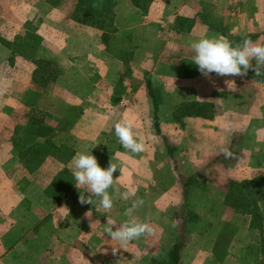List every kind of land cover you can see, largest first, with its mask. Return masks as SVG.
Returning <instances> with one entry per match:
<instances>
[{"label": "rangeland", "instance_id": "374dc122", "mask_svg": "<svg viewBox=\"0 0 264 264\" xmlns=\"http://www.w3.org/2000/svg\"><path fill=\"white\" fill-rule=\"evenodd\" d=\"M55 1L56 7L45 2L47 8L45 4H40V0H0V46L4 51L0 52V264H50L48 252L51 249L45 248L49 237L45 225H51L54 216L32 209L33 204L39 201H36L33 190L29 193V186L36 183L38 187L46 190L39 196L42 200L44 197H51L55 203H67L69 208L74 206L73 203L80 195L69 170L75 154L73 147L75 141L81 142L83 147L84 145L91 147L98 154L112 157L116 155V160L112 158L111 162L121 169L118 168L115 174L119 193L128 190L140 196V189L149 188H146L147 175L144 176L145 169L140 163L142 157L144 158L142 154H152L157 161L160 160V155L170 156L172 152L166 145L163 150L160 148L164 143L163 137L159 135V118L157 124L159 133L156 134L145 82L149 81L156 100V90L161 84L154 82L159 76L156 63H163L171 69L186 72L190 69L187 63L190 64L192 60L189 52L174 47L179 33L188 29L191 22L190 19L170 15L172 11L168 10L172 4H168L166 10L163 9L162 14L165 18L162 20L155 17L165 5H160L156 0H150L151 3L148 0H137L139 3L142 2L143 11H136V14L149 13L155 16L148 21L150 27H157V31L149 36H152L154 43L158 41L159 46H162L158 58L159 53L144 55L140 52L138 38L131 36L128 31L121 30L119 28L121 24L117 25L112 12L120 0H112L111 10L105 18L94 15L95 18L90 19L87 25L82 23L83 19L72 16L73 0ZM130 4L131 2L126 0V4L119 8L117 13H126L133 6ZM259 8L258 14L256 12L258 7L252 4L238 8V12L235 13L232 12L235 9L230 11L233 13L229 15L230 19L239 15L243 16V21L251 25L254 23V27L244 36L229 33L226 26L222 27L225 32L223 34L227 35L226 38L233 45L242 43L246 38L264 45V5ZM197 9L202 17L211 18L210 24L213 28L219 29L222 26V23L214 18L209 4H197ZM254 10L255 12H252ZM168 15L170 18L166 17ZM136 25L142 27L144 23L138 22ZM44 46L58 47V55L54 53L56 59L44 58L41 53ZM66 46H101L104 56L111 65L108 68L109 73L99 76L94 65L88 63L95 60L96 52L90 56L74 55L72 51L64 50ZM175 60H178V63ZM142 62L145 67H140L139 63ZM114 63L116 65L112 66ZM256 77L258 76L250 69L247 75L243 76V84H250ZM261 78L264 79V75H261ZM140 85L143 86L141 90L145 95L137 93ZM48 95H52L53 98ZM122 101H126V105H123ZM42 108H50V112L54 113L45 115ZM190 109L195 108L189 106L181 108V113H188ZM156 114L158 116V109ZM81 116L83 120L80 126L72 136L70 135L71 139L73 138L72 144L64 148L52 146L46 137L59 129L71 131ZM121 119L133 122L136 138L145 143L148 151L137 155L123 148L114 131L115 123ZM157 142L162 145H158ZM66 160L68 167H64ZM60 162H63V166ZM99 165L106 169L110 163ZM128 181H131L130 185H127ZM189 183L190 181L186 182L187 185ZM256 187L264 189V184ZM151 188L155 189L154 186ZM132 197L134 200V196ZM128 202L132 203L129 200L117 202V210L113 213L105 212L99 207L98 201L94 205H81L83 206L80 208L81 211L70 208L69 213H65L68 209L65 210L64 220L66 216L77 226L75 221L79 219L78 227L84 221L81 228L76 229L75 236L70 235L69 241L71 250L82 252L84 248V256L70 257V264H74V261L79 262L78 264H142L140 262L142 259L138 260L136 257L140 249L136 241L129 243L125 249L114 252L113 249L119 247V242L111 240L105 234V228L98 233L99 242L93 241L94 244L91 245L92 238L84 241L85 237L87 238L86 234L97 228L86 225L92 222L87 220L88 215L96 214L98 223L104 220L107 223V216L118 224L123 223L128 219L125 210ZM90 208L92 212L89 211ZM170 214L171 217L177 215L180 224L178 238L187 243L192 230L186 221L192 215L191 211L184 205ZM56 217L60 219L61 213ZM55 224L58 226L57 221ZM193 230L200 233L202 238L192 239L197 249L202 247L203 250L204 244L209 243L213 237L216 239L213 251L218 250L220 253L229 244L234 227L227 221L221 227L194 226ZM255 231L257 235L253 242L235 249L237 253L244 251L254 254V257L241 263L240 260L234 259V264H264V239L261 238L259 231ZM57 249H60V244L57 245ZM155 249L159 252V257L150 259L147 264H165V247ZM187 250H184L183 264L211 263L202 256L203 254L201 258L194 260L186 253ZM105 251L112 255L109 259L104 257Z\"/></svg>", "mask_w": 264, "mask_h": 264}, {"label": "crops", "instance_id": "0c3cea01", "mask_svg": "<svg viewBox=\"0 0 264 264\" xmlns=\"http://www.w3.org/2000/svg\"><path fill=\"white\" fill-rule=\"evenodd\" d=\"M148 1L151 3L150 0ZM156 1L160 2V5H165V7L162 6V11H159L157 17L151 16L149 13L136 14V11H143L142 5L139 8L132 6V9H126L127 11L124 14L122 12L117 13V10L126 4V0L125 2L120 0V2L116 3L112 13L117 25L121 24L119 27L121 30H124V32L128 31L131 36L138 38L139 42L137 44L140 52L144 55L159 53L158 58L160 57L162 46H159L158 41L154 43L152 36H149V34L153 35L157 31V27H150L148 20L151 17L163 20L165 16L162 12L169 6L168 4H172L168 10L172 11L170 15L190 19V27L181 31L178 38L174 39V47L177 50L189 52L192 56L193 52L190 44L193 41L200 38H226L227 35L223 34L225 33L222 29L223 26L227 27L229 33H238L240 36L249 33L250 29L254 27L253 22V25H251L249 22L243 21V16L240 17L239 15L230 19L229 15L232 12H238L240 7L243 8L244 6L245 8L248 4L258 7L256 9L258 14L260 12L259 7L264 5V0ZM45 2V0H40V4L46 5ZM127 2L130 3V0H127ZM200 3L211 6L214 18L222 23L219 29L211 26V18L201 16L197 9V4ZM47 4L49 5L50 3L47 2ZM261 4L263 5L261 6ZM46 7L48 8L47 5ZM232 9H235V11L230 12ZM252 12H255V10ZM166 17L170 18L169 15ZM254 17H257V15H254ZM138 22L144 23V25L138 27L136 25ZM46 23L49 22L46 21ZM164 25L166 26V23ZM66 47L64 50L68 49L74 55L90 56L96 52L95 60H90L88 63H91L92 66L94 65L99 76L109 73L108 68L111 65L104 56L101 46ZM41 49V53L47 60L56 59V56L54 58V53L56 55L59 53L58 47L54 46H44ZM1 51H3V48L0 46ZM175 61L178 63V60ZM187 64L190 69L186 72L179 69H171L163 63H156L155 65L158 68L159 76L154 79V82L161 83L156 90V104L160 123L159 135L164 138H162L164 145L159 142L157 144L162 145L160 146L162 150L165 145L168 146L172 155L165 156L162 154L160 155V160L155 161L152 154H142L144 158L142 157L140 163L145 169L144 176L147 175L146 180H148L147 187L145 184L142 185L149 188L140 189V196L138 194L133 195L134 199L141 198L144 200L143 207L135 212V217L140 221L151 224L155 228V233L141 237L136 241V245H140L136 257L138 260L142 259L140 261L142 264H147L150 259L159 257V252L155 248L161 249L164 246V258L165 261L167 260L166 256L170 246L176 240L182 241L178 238V227L180 224L177 215L171 217L170 212H176L180 206L187 205L192 215L186 223H189L192 231L188 235L190 237L189 240L186 241L187 243L184 241L180 249V264H183L184 250H187L188 247L189 249L186 253L190 257L192 256L194 260L201 258L203 254L202 256L211 262L208 264H213V262L214 264H232L234 259L236 261L240 260L241 263L243 260L246 261L253 258L254 254L244 251L237 253L235 249L248 246V243L254 241L257 232L255 231L256 229L250 227V216L246 213L235 211L225 201V196L231 189V184L264 178V79L258 76L250 84L245 85L243 84V77L240 76H217L213 73L211 78H207L199 72L198 66L192 60L190 64ZM115 65L114 63L112 66ZM139 65L140 67H145L144 62L139 63ZM141 89H143V86L140 85V90L137 93L145 95V92ZM48 96L53 98L52 95ZM188 106L195 109H190L188 113L182 114L181 108ZM42 113L46 115L54 112H50V108H42ZM82 120L83 116L76 120L71 131L59 129L55 133H50V136L46 138L56 148L68 147L72 144L73 138L71 139V136L73 132L80 126ZM73 145L74 156L77 153H91L97 158L99 164L111 163V160L113 161L112 158L116 160V155L112 157L111 155L98 154L91 147H86V145L83 147L79 141H75ZM224 148H228L232 152L231 158L226 159L224 157L222 153ZM87 149L88 151H86ZM60 164L63 166V162H60ZM64 164V167H68V160ZM115 174H117L116 171L113 173L114 179ZM184 179L186 182L190 181V183L187 185ZM184 183L185 185H183ZM116 184L109 189V193L114 197L112 213L117 210V202L123 201L117 194ZM130 184L131 181H128L127 185ZM151 186H154L155 189L151 188ZM31 190L36 195V201H39L33 204L32 209H35L36 212L50 213L54 216L51 225H45V228H48L47 234L49 236L48 245H45V248L51 249L48 252L50 254V264H70V257L84 256V248L82 252L69 248L70 235L75 236L76 229L81 228V224L84 221L78 227L79 219L75 221L77 225L75 226L71 223L72 219L70 222V219L65 216L64 220L63 215L66 209L68 211L65 213H69L71 209L81 211L80 208L83 206L79 203V198L70 209L67 203H55L51 197H44V200H42L39 196H42L46 190L38 187L36 183H32L29 186V193ZM84 194L88 195V193ZM132 200L133 197L131 200L129 199L130 202ZM128 206H131L129 202L125 210H127ZM256 208L260 217L259 233L261 238L264 239V190L262 197L256 201ZM89 211L92 212V209L90 208ZM60 213L61 218L59 219L56 215ZM87 217H89L87 220L92 222L86 223V225L97 228L94 231L90 230L86 234L87 238L85 237L84 241L92 238L90 244L93 245V241H97V238L100 239L98 233L101 232L102 228L106 227V220L98 223L99 220L96 218V214L88 215ZM37 220L38 217H36L35 221ZM56 221L58 226L55 224ZM227 221H230L233 225L234 232L229 244L220 253L217 252L218 250L216 252L213 251V243L216 240L213 237L212 239L210 238L209 243L204 244L203 250L201 249L202 247L197 249L192 239L202 238L200 233L193 230L194 226L204 228L221 227ZM58 228H60L59 231L57 230ZM198 231L202 232L203 230ZM58 244H60L59 250L57 249ZM201 251L204 252L201 253ZM92 253H94V250ZM197 254L199 255L198 257ZM103 255L108 259L112 256L106 251ZM78 263L74 261V264Z\"/></svg>", "mask_w": 264, "mask_h": 264}, {"label": "clouds", "instance_id": "9594fccd", "mask_svg": "<svg viewBox=\"0 0 264 264\" xmlns=\"http://www.w3.org/2000/svg\"><path fill=\"white\" fill-rule=\"evenodd\" d=\"M190 48L193 52L192 62L207 78H211L213 73L217 76L243 77L250 69L256 76L264 75V45L251 39L246 38L242 43L233 45L224 37L200 38L193 41ZM114 131L119 143L128 152L138 155L146 150L145 143L136 138L131 120H119L114 125ZM222 153L226 159L233 155L228 148L222 149ZM118 168L111 162L109 167L104 169L91 153H77L70 162L69 170L72 172L76 188L80 191L79 203L94 205L98 201L99 207L105 212H111L114 197L109 193V189L116 184L117 179H114L113 173ZM117 194L124 201H128L134 192L126 190L119 193L117 190ZM143 205L144 200L141 198L132 200L126 212L128 219L123 223L118 224L107 216L104 232L111 240L119 242V247L114 248V252L125 249L129 243L141 237L155 233V228L151 224L138 220L134 215Z\"/></svg>", "mask_w": 264, "mask_h": 264}, {"label": "trees", "instance_id": "16d2710c", "mask_svg": "<svg viewBox=\"0 0 264 264\" xmlns=\"http://www.w3.org/2000/svg\"><path fill=\"white\" fill-rule=\"evenodd\" d=\"M45 1L56 7L55 0ZM130 2L136 8H139L141 5L137 2V0H130ZM112 3V0H73L72 16L83 19L84 21H82V23L87 25L90 23L89 20L93 19V17L95 18V16L105 18L111 10ZM145 88L152 107L153 127L155 133L158 134V116L156 114L157 104L154 91L152 90L149 81L145 82ZM262 184H264V179L262 178H256L252 181H243L236 184L234 183L231 184V189L225 196V201L228 202L230 207H232L235 211L246 213L250 216V227L256 229L257 231H259L260 217L256 208V201L262 197L264 189L256 186H261ZM183 185H185V183ZM182 245V241L176 240L170 246L167 252V260L165 261V264H180L179 253Z\"/></svg>", "mask_w": 264, "mask_h": 264}, {"label": "built area", "instance_id": "2783aa9c", "mask_svg": "<svg viewBox=\"0 0 264 264\" xmlns=\"http://www.w3.org/2000/svg\"><path fill=\"white\" fill-rule=\"evenodd\" d=\"M122 104H123V105H124V104L126 105V101H122Z\"/></svg>", "mask_w": 264, "mask_h": 264}]
</instances>
